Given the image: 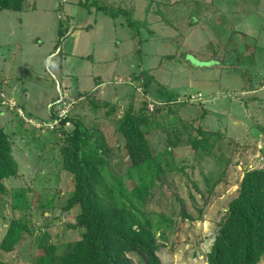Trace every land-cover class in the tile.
<instances>
[{
    "label": "rangeland",
    "instance_id": "rangeland-1",
    "mask_svg": "<svg viewBox=\"0 0 264 264\" xmlns=\"http://www.w3.org/2000/svg\"><path fill=\"white\" fill-rule=\"evenodd\" d=\"M101 1L133 10L134 19L145 24L140 29L141 36L135 39L125 19H118L130 30V39L134 38L132 53L134 61L140 62L136 63L139 67L134 69L135 74L118 80V84L112 81L106 89L89 91L96 98L97 107L88 97L72 100L58 94L57 98L63 100L59 106L67 108L68 117L80 118L104 136L111 149L108 163L118 175H125L131 165L125 140L116 126L130 106L136 113L152 114V120L159 123L148 133L157 153L165 147L170 134H182L181 142L172 149L171 166L165 169L163 182L155 187L146 212L150 218L164 215L172 219V227L163 230V238L158 237L161 264H208V253L229 203L239 194L245 171L264 169V0ZM26 4V14L0 12V41L6 39L3 32L10 19L20 17L22 22L16 21L14 27L23 44L36 35L44 40L34 47L26 44L28 49L22 56L14 55L13 44L0 51L6 61L0 64V80L8 77L16 82L20 77L30 85V102L38 109L33 114L41 119L30 117L21 95L17 107H22L27 120L33 123L17 111L9 117L2 116L4 124H14L8 130L15 135L13 154L20 169L16 177L4 181L7 192L0 201V243L13 220L23 219L28 227L12 252L0 250V259L9 264H37L44 253L39 239L45 235L46 243L64 251L84 232L75 228L79 208L66 209L74 185L73 176L62 169L60 160L63 134L57 127L47 126L55 111L48 107L49 116L47 104L42 108L48 96L40 95V89L31 86V78L36 79L44 69L50 76L48 68L42 72L41 69L45 55L63 42L56 37L58 27L63 28V34L71 26L84 33L82 28L90 23L93 26L98 19L103 43L110 42L114 35L110 28L114 20L94 8L85 9L79 0H26ZM68 6L72 9L67 10ZM124 33L126 30H117L115 36L122 40ZM85 34H80L77 42L88 54L93 34ZM69 43H74V38ZM97 47L98 43L96 50ZM250 57L257 63L255 69L249 65ZM143 70L155 78L147 88ZM49 76L43 77L46 82ZM252 86L256 89L250 90ZM159 87L177 93L170 104H164L167 97L159 94ZM190 122L196 128L219 130L224 136L211 147L210 154L199 156L188 143L197 135ZM73 128L70 121L64 127L68 131ZM127 185L131 188L133 182L128 181ZM15 191L26 195V209L13 207ZM131 257L135 264H144L139 256ZM259 264H264V258Z\"/></svg>",
    "mask_w": 264,
    "mask_h": 264
},
{
    "label": "trees",
    "instance_id": "trees-1",
    "mask_svg": "<svg viewBox=\"0 0 264 264\" xmlns=\"http://www.w3.org/2000/svg\"><path fill=\"white\" fill-rule=\"evenodd\" d=\"M79 4L87 10L94 8L114 20L123 17L134 32V38L141 36L140 29L145 24L134 19L133 10L101 0H79ZM3 10L23 12L29 11V7L26 0H0V12ZM62 32L60 37L65 34ZM249 60V65L255 69V59L250 57ZM142 75L147 88L155 78L146 70ZM159 94L167 97L164 104H170L177 96L176 92L163 87H159ZM87 97L97 107L94 95L88 93ZM203 114L205 112L201 118ZM69 121L74 128L68 131L64 127ZM191 123L197 129V135L188 139V143L199 156L210 154L211 147L224 136L219 130L196 128ZM116 126L125 140L131 161L125 175H118L109 165L107 157L111 149H108L104 136L87 127L80 118L67 117L56 128L63 134L62 169L73 176L74 190L66 209L79 208L75 228L84 229V232L80 240L69 244L64 251L46 243V235L39 239V247L44 253L37 259V264H135L131 255L139 256L144 264H161L158 237L163 238V230L172 227V219L164 215L150 218L146 207L154 197L157 184L163 182L165 169L171 166L172 149L181 142L182 134H170L165 147L157 153L150 144L148 133L159 123L152 120V114L136 113L133 106L126 110ZM56 130H47V133L55 134ZM190 134L192 137V132ZM14 137L13 132L0 129V201L7 192L4 181L16 177L20 169L13 154ZM128 181L133 182L131 188ZM13 207L23 210L28 207L24 193H13ZM182 213L186 217L184 211ZM26 230L28 227L23 219L13 220L0 243V250L12 252ZM263 258L264 169L255 168L245 171L239 194L229 203L220 223L207 263L259 264ZM0 264L9 263L0 259Z\"/></svg>",
    "mask_w": 264,
    "mask_h": 264
},
{
    "label": "crops",
    "instance_id": "crops-1",
    "mask_svg": "<svg viewBox=\"0 0 264 264\" xmlns=\"http://www.w3.org/2000/svg\"><path fill=\"white\" fill-rule=\"evenodd\" d=\"M58 6L59 4L56 2L55 7L58 8ZM69 8L72 9L71 6H68L67 10ZM14 12L26 14L28 11ZM118 19H113L114 21L110 22V28H112V31H114V35L111 38V41L107 44L103 43L104 39L100 37L101 27L98 23V19H95V24L93 26L90 23L82 28L84 33H86V36L89 32L93 34V37L90 40V45L92 48L89 51V53L92 52V56H90L89 53L87 54L86 52H83L81 49V42H77L78 39H80V34L84 33L81 30H77V27L73 29V26L66 30L64 36L60 38L63 40L61 45L56 46L55 50H50L45 55L44 61L42 63L41 72L43 71V68H48L51 77L48 75L49 73L47 74L45 72L44 69L43 73L35 77L36 79L31 78V86L33 88L40 89V95L48 96V99L44 100L42 108L45 106L44 104H47L48 109V107L58 99V94L61 95L60 97L66 99H84L87 97L89 91L92 92L94 89H106V86L111 84L112 81L113 83H117L118 80H123L124 78H128V75L136 73V70L134 69L138 68L139 65L136 64L138 61H134L135 55L132 53V40L134 38L130 39V30L124 27L123 24H119L120 21H118ZM10 20V25L4 27L3 35L6 39L5 41H0V51L2 48L5 51L6 49L4 47H7L8 44H13L15 46L14 55L20 54V56H22L21 53L28 49V47H25L26 44L30 47H34L37 46L39 42L40 44L44 43V40L42 41V39L36 35L34 38L32 37L28 42L23 44V41L20 40L17 29L14 27L16 21L22 22V18H17V20L11 18ZM62 30V27H58L56 29V37L61 36L60 32ZM117 30L121 32L126 30V33H124V39L120 40V38L116 37L117 35L115 36ZM73 38L74 43H69L70 39ZM96 43H98L97 50ZM128 43H130V46L127 45ZM85 50H88V48H85ZM58 56H60L59 59H57ZM4 60V54L0 53V64L5 63L6 61ZM138 64H140V62ZM34 75L36 74L34 73ZM46 76H49L50 78L48 81L49 83L43 78ZM11 80L12 79H9L8 77L1 78L0 80V129H3L6 132H12L13 130H8V128L14 127V124H4L5 119H2V116L9 117L8 114L16 113V110L10 109L7 105L3 104L4 100H15L17 106L19 107L21 101L19 100L18 96L21 95L22 98H25L23 99L22 104L25 102L28 104V109L26 111L30 114V117L37 119V117H34L33 113H38V109L34 107L35 104L30 102L32 96L29 88L30 85L25 84V81H21L20 77H18L16 82H12ZM19 81L22 83H19ZM51 83H53L55 88H53ZM49 111L50 110L48 109L47 112L50 116ZM11 120L12 117H10L9 121ZM37 120L41 119L38 118ZM7 125L11 127H6Z\"/></svg>",
    "mask_w": 264,
    "mask_h": 264
},
{
    "label": "built area",
    "instance_id": "built-area-1",
    "mask_svg": "<svg viewBox=\"0 0 264 264\" xmlns=\"http://www.w3.org/2000/svg\"><path fill=\"white\" fill-rule=\"evenodd\" d=\"M200 97H202V95H199ZM200 100V99H198ZM62 98H59L57 100H55L50 106L49 108L53 109L54 108V113H51L52 115L54 114L55 116H52V120L49 122V124L47 123V126H49L52 129H55L56 127H58L61 124V121L65 118L68 117V110L67 108H61L59 106V104L62 102ZM3 104L7 105L10 109H15L17 111V113L22 116L27 122L29 121L30 123H33L32 120H27V118L25 117L24 111L21 108L17 107V103H12L9 101L4 100ZM69 122H66V124ZM34 125V124H33ZM46 125V124H45Z\"/></svg>",
    "mask_w": 264,
    "mask_h": 264
}]
</instances>
